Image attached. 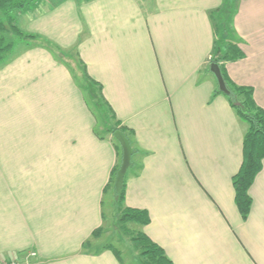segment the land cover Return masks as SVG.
<instances>
[{"label":"crops","instance_id":"1","mask_svg":"<svg viewBox=\"0 0 264 264\" xmlns=\"http://www.w3.org/2000/svg\"><path fill=\"white\" fill-rule=\"evenodd\" d=\"M222 3L38 0L18 14L40 38L0 64V262L125 264L88 247L113 210L119 156L73 76L79 60L133 148L124 205L147 211L142 232L174 264H264V158L242 218L232 176L246 124L206 68ZM230 29L243 55L226 75L264 109V0H237Z\"/></svg>","mask_w":264,"mask_h":264},{"label":"trees","instance_id":"2","mask_svg":"<svg viewBox=\"0 0 264 264\" xmlns=\"http://www.w3.org/2000/svg\"><path fill=\"white\" fill-rule=\"evenodd\" d=\"M37 1L0 0V64L10 57L18 41H32L40 38L39 35L24 31L18 24V14L33 6ZM236 2L237 0H223L220 7L209 11L215 39L206 68L209 69V64L212 62L218 64L228 92L223 93L220 91L217 84L213 92L224 94L236 115L246 124L242 138L241 163L232 176L234 202L241 217L245 218L251 204L248 187L256 173L260 170L261 162L264 158V109L256 104L250 86L234 83L229 79L224 70V62L240 58L243 55V51L235 41L226 39L227 36H230V22L235 11ZM221 44L222 49H220ZM49 45L55 51L56 56H63V51L59 47L52 43H49ZM72 73L78 81L80 88L84 93L86 92L88 96L85 94L87 104L102 128L111 133V135L116 129L121 130L126 135L125 127L119 125L112 109L102 96L101 85L88 76L81 61L78 60V65ZM100 114L101 116L103 114V118ZM100 117L103 119L102 122ZM115 141L119 161L113 170L110 181V188L113 192L114 211L118 212L117 208H123L125 212L122 219L131 220L140 225L146 224L149 221V215L145 209L131 208L124 205V180L118 191H115L113 187L115 171L121 157L120 145L116 139ZM99 228L93 231L91 236L97 234ZM136 241L137 246H142V253L139 255L140 264H174L167 257L164 250L144 232H140V236ZM105 247L111 249L115 256L122 260L118 249L111 245Z\"/></svg>","mask_w":264,"mask_h":264},{"label":"rangeland","instance_id":"3","mask_svg":"<svg viewBox=\"0 0 264 264\" xmlns=\"http://www.w3.org/2000/svg\"><path fill=\"white\" fill-rule=\"evenodd\" d=\"M69 54L72 55L74 53L69 51ZM101 117L103 118V114ZM102 118L100 119L101 122L103 120ZM107 194V197L109 199V195L112 194L110 193V191ZM108 199L105 200L106 204L104 207V211L106 213L109 211ZM112 207L113 210L111 209L110 214H108L109 216L105 219L102 226L99 228L98 233L94 236H91L88 247L98 249L107 245H111L120 251L121 258L125 264H140L139 255H141L142 253V246H137L136 240L140 236V232L142 231L140 229L141 225L131 220L122 219L124 215L123 213L125 212L123 208H117V212L114 211V205Z\"/></svg>","mask_w":264,"mask_h":264},{"label":"water","instance_id":"4","mask_svg":"<svg viewBox=\"0 0 264 264\" xmlns=\"http://www.w3.org/2000/svg\"><path fill=\"white\" fill-rule=\"evenodd\" d=\"M209 70L213 73L215 77L218 89L223 93H227L228 89L225 85L218 64L215 62L210 63ZM112 135L118 141L121 149L120 162L115 171V176L113 180V187L115 191H118L123 183L127 168L130 165L133 148L131 147L129 139L121 130L119 129L114 130Z\"/></svg>","mask_w":264,"mask_h":264},{"label":"built area","instance_id":"5","mask_svg":"<svg viewBox=\"0 0 264 264\" xmlns=\"http://www.w3.org/2000/svg\"><path fill=\"white\" fill-rule=\"evenodd\" d=\"M28 255H29L30 258H31V257L33 258V257H35V252H34V251H29V252H28ZM0 264H33V262L30 261V260H26L25 262L21 263V262L19 261L18 257H16V256H11V257L8 258V259H4V260H2V261L0 262Z\"/></svg>","mask_w":264,"mask_h":264}]
</instances>
